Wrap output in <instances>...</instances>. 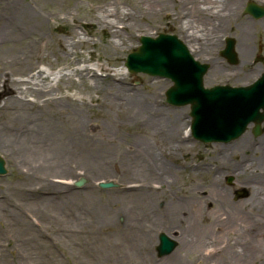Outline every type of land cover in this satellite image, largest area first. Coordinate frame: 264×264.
Returning <instances> with one entry per match:
<instances>
[{"label":"bare ground","instance_id":"obj_1","mask_svg":"<svg viewBox=\"0 0 264 264\" xmlns=\"http://www.w3.org/2000/svg\"><path fill=\"white\" fill-rule=\"evenodd\" d=\"M5 1L6 4L0 6V25L8 27V38L5 36V41L9 44L10 54L7 58L0 56V65L3 71L6 70L4 60H7L10 67L20 65V69L17 68L15 74L8 75L7 78H4L6 74L0 73L1 82L3 81V89L0 90L2 153L14 151L12 148L17 150L20 163L26 162L30 165L29 168L42 173L37 175H44L46 180L43 181H48L49 172L56 170L55 168L67 170L70 169L68 167H73L72 164L85 167L96 163L100 158L116 155L117 153L110 151L117 150L120 152L117 161L141 182L129 189V194L122 202L127 213L131 212L137 219L145 218L143 222H135V225L141 228H145L143 226L147 223L148 227L155 228L162 225L170 232H178V236L170 235L178 242L177 247L167 258L154 264H178L181 259L180 250H177L181 247L178 246L182 245L183 250L187 251L195 243L200 251L208 240L217 241V245L212 251L198 256L197 260L203 264H247L251 258L256 261L260 257H263L264 263V239L252 238V242H248L251 239L246 235L249 230L254 236L263 235L264 230V219L258 218L260 214H264V150H261L264 149V137L262 143L255 148H252V140L245 134L228 148L222 146L220 150V147L215 146L214 152L219 157L211 159L219 161L218 168L224 170L227 167V170L241 177V183L250 191L248 197L233 201L215 183L210 193L199 189L195 184L191 190L183 191L185 196L179 197L175 192L171 194V186L174 184L171 168L159 158L152 144L142 139L119 142L118 134L113 135L108 130L106 145L95 141L93 143L92 140H87L86 143V139H93L89 132L94 133L98 125L89 124L82 114L87 100L95 103L92 112L97 115L111 116L117 110L120 115H125L131 124L130 128L140 131H150L153 128L155 135L168 142L172 151H182L186 148L188 130L185 136L180 132L178 124L173 126L166 123L162 117L164 112L158 87L165 88L166 81L156 80L149 84L151 90L147 95L138 88L127 85L126 74L129 71L125 66L121 72H112L108 62L98 63L97 69L87 65L88 60L79 51L83 47L88 50L94 44L87 35L93 34L95 30L88 28L80 33L78 28L90 25L106 32L101 53L105 59L117 63L116 53L125 42L126 35L136 34L139 29L135 27L142 24L146 13L154 14L166 5L176 7L179 3H184L187 16L176 26L184 41H197V47L192 44V51L189 45L187 47L190 53L199 56L207 52L216 53L217 48L224 45L219 39V28L215 24L230 23L239 0H201L204 2L202 6L197 2L200 0H131L133 6L127 11L121 7L120 0H99L83 12H74L70 5H55L50 0ZM119 20L124 21L123 31L118 26ZM68 21H72L71 27L61 30L68 26ZM60 31L66 38L57 45V50L61 53L55 54V60H51L46 52L52 44L51 32ZM240 31L237 51L243 59L241 67H247L246 71L260 70L261 66L250 61L254 44L249 23L244 24ZM201 42L204 44L199 45ZM207 55L212 57L211 54ZM212 55V66L218 70L219 75H223L230 67L222 64L216 54ZM60 62L65 65L55 72L54 69ZM80 62L85 64L80 65ZM41 64L47 67H41ZM65 68L72 72L62 73ZM98 69L106 71L102 79ZM20 70L24 71L25 77L19 75ZM107 80L109 83L104 86ZM113 89L117 90L110 91ZM184 111L173 110L169 113L174 112L176 119H179ZM251 149L260 152V166L244 161L243 157L235 163L227 160L231 153L234 155L238 151ZM115 158L112 156L111 161H116ZM187 166L196 174L204 172L210 175V180L214 182L219 179L220 170L217 168L218 170L213 171L212 163L207 159H202L198 165L187 163ZM157 182L160 187L154 185ZM163 200V208H158V203ZM212 203L219 206L215 209L216 219L213 222L209 213ZM194 218L197 221L194 222ZM189 230H194V237ZM243 241L247 243L241 244ZM128 252V262L135 260L136 255L129 247L122 255L127 256Z\"/></svg>","mask_w":264,"mask_h":264},{"label":"rangeland","instance_id":"obj_2","mask_svg":"<svg viewBox=\"0 0 264 264\" xmlns=\"http://www.w3.org/2000/svg\"><path fill=\"white\" fill-rule=\"evenodd\" d=\"M96 1L99 0H50L55 5H70L74 12L88 10V7ZM120 1L121 7L126 11L133 6V1L131 0ZM5 4V0H0V6ZM201 5L204 4L202 3ZM184 6V3H179L176 7L169 4L161 11H157V13H146L145 18L141 21L142 26L138 25L135 27L139 29L136 30V34L128 37L126 35L125 42L116 53L117 59L115 61L117 63L112 62L110 59H105L101 53L106 32L95 26L91 27L88 25L78 28L80 33L85 32L88 28L95 30L93 34L87 35L94 41V44H91L88 50H86V47L80 48L79 53L88 60L86 64L93 68L97 69L98 63L108 62L112 72H121L123 66H125L127 55L140 45V37L142 35L154 36L157 31H164L180 35L181 40L184 41L176 26V24L178 25L182 20H185L183 18L187 16ZM180 13L183 15L180 16ZM71 23L72 21H68V26L62 27L61 30H68L71 27ZM122 23L124 21L119 20L118 26L120 30H122ZM6 27L5 25H0V56L4 58H7L10 54L9 44L5 41V36L8 38V27ZM144 31H147V33L145 34ZM51 34L53 36L52 44L46 52L51 60H55V54L61 53V51L57 50V45L60 41H64L66 36L62 31L51 32ZM184 42L187 46L189 45L191 51L192 44L197 47V41L194 43L193 41ZM203 44L201 42L199 45ZM254 46L257 56L250 58V61L257 66H261L260 70L250 69L246 71L247 67H241L243 59L240 55H238V63L234 65L225 58L220 57L218 50L216 53L207 52L199 56L196 53H191L197 60L203 63L209 62L208 64L211 65L204 76L206 87H212L217 84L242 86L252 83L264 72V65H260L264 64V42H254ZM207 54H211L212 57H208L209 55ZM212 54H216L222 64L230 67L228 71L225 70L226 73H222L223 75H219L218 70L212 66L214 58ZM4 61L7 69L3 71L0 65V73L6 74L4 78L15 74L17 68L20 69V65L10 67L7 60ZM83 64L85 63L80 62V65ZM64 65L65 63H58L54 71L57 72ZM41 67H47V65L41 64ZM69 72L72 71L67 68L62 71V73ZM18 73L20 76L25 77L23 70ZM98 74L102 79L105 77L106 71L98 69ZM75 79L78 80V77L75 76ZM156 80L166 81L165 88L158 87V95L164 112L162 115L163 119L166 123H171L173 126L178 124L180 132L185 135L192 121L191 106H176L167 102L166 90L173 85V81L169 78L141 72L133 73L129 71L126 74L127 85L138 88L140 92L147 95L149 94L148 91L151 90L149 84L154 83ZM108 83V80L105 81L104 86ZM0 86V90L3 89L1 77ZM114 90L117 89L110 91L114 92ZM87 102L82 114L89 121V124L95 123L98 126L95 128L94 133L89 132L93 135L90 136L93 139H86V143L87 140H92L93 143L95 141L97 144L106 145L108 141L105 136H109L107 130L113 135L118 134L120 137L119 142L126 139L133 141L142 139L149 142L152 144L156 154L159 155V158L173 172L172 179L174 184L171 186V194L175 192L179 197L185 196L186 194L183 191L191 190L195 184L199 189L210 193L215 186L213 183H215L222 187L233 201L249 196L250 191L241 183V177L227 170V167H224V170L223 168H218L219 161L214 162L211 159L219 157L214 152L215 146L220 147V150L222 146L228 148L239 141L244 134L249 140H252V143H250L252 148L258 147L264 137V121L261 125L263 132L260 135L253 133L254 124H251L243 135L230 142L203 143L196 140L190 133L189 136L185 135L187 138L185 140L186 148L182 151H172L168 142L155 135L156 133L152 131L154 130L153 128L150 131L130 128L131 124L126 120L125 115H120L117 110L111 116L97 115L92 112L93 108H95V103L88 100ZM173 110L185 111L181 118L176 119L174 112L169 113V111ZM12 150L14 151L3 152L4 154L0 150V153L5 157L8 171L7 174L0 175V264H138V262L154 264L169 256L161 257L158 255L156 247L159 244V234L164 232L169 236H178L177 230L170 232L167 227L162 225L159 228L148 227L149 223L143 226L145 228L137 227L135 222H143L145 218L137 219L131 212L127 213L123 208L122 202L129 194V189L141 184V182L131 172L128 173L117 161V158L120 157V152H117V150L110 151L117 153L112 155L116 157L114 162L111 161L112 156H108L96 160V163L85 165V167H77L72 164L73 167H68L70 169L67 170H62V167L55 168L56 170H51L48 174L50 180L43 181L46 180L44 175L39 176L42 173L29 168L30 165L26 162L21 161L20 163L19 152L13 148ZM260 156V152L251 149L245 152L238 151L234 155L231 153L227 160L235 163L243 157L244 161L254 163L257 167L261 164L258 159ZM77 159L80 158L78 157ZM202 159H207L208 162L212 163L213 171H216L217 168L220 170L217 181L210 180V175L204 172H197L196 174L191 167L187 166V163L198 165ZM223 171L227 172L224 173ZM81 177H84L86 182L81 186H76L74 181ZM102 179L114 181L119 186L102 188L98 185V181ZM154 185L160 187L158 182L154 183ZM165 189L170 191L169 188ZM163 205L164 200L158 203L157 206L158 208H163ZM218 207L217 203H212L209 209L212 222L216 219L215 209ZM262 216L264 214H260L258 218L264 219ZM193 220L195 222L197 218ZM199 221H201L200 218ZM186 225L188 226V224ZM262 225L264 227V224ZM245 229L247 230L246 226ZM189 233L193 237L195 236L194 230H189ZM246 235L251 239L248 242H252V238L253 240H262L264 239V230L263 235L254 236L250 230L246 231ZM246 243V241L241 242V244ZM215 245H217V241L208 240L200 251L195 243H192L191 248H187V251L183 250L182 245L178 246L181 247V249H177L180 250L179 255L181 256L178 264H203V262L201 263L200 260H197L198 256L212 251V249H215ZM127 247L134 251L135 260L128 262L129 252L127 256L122 255L126 252ZM262 258H257L256 261L251 258L247 264H264Z\"/></svg>","mask_w":264,"mask_h":264},{"label":"water","instance_id":"obj_3","mask_svg":"<svg viewBox=\"0 0 264 264\" xmlns=\"http://www.w3.org/2000/svg\"><path fill=\"white\" fill-rule=\"evenodd\" d=\"M235 43L229 41L226 56L236 63ZM126 66L132 72H145L171 78L174 85L167 90V101L174 105L191 104L192 134L202 142H229L240 137L251 122L255 134L261 133L264 120V72L254 83L233 87L204 86L203 78L209 65L197 61L177 35L160 33L158 37H141V45L128 55ZM263 109V111H261ZM0 157V173H6ZM231 181V179H229ZM85 179L77 181L82 185ZM102 187L117 186L109 181ZM157 250L160 256L170 254L177 241L161 233Z\"/></svg>","mask_w":264,"mask_h":264},{"label":"flooded vegetation","instance_id":"obj_4","mask_svg":"<svg viewBox=\"0 0 264 264\" xmlns=\"http://www.w3.org/2000/svg\"><path fill=\"white\" fill-rule=\"evenodd\" d=\"M197 2L200 5L204 4L201 0ZM185 7L186 5L183 7L184 10H186ZM246 23H249L253 44L254 42H264V0H239L235 16L231 22L215 24L219 28L218 36L220 41L225 43L228 39H231L238 43L240 29ZM218 51L221 52V49H218ZM252 52V57L257 56L256 49H253Z\"/></svg>","mask_w":264,"mask_h":264}]
</instances>
